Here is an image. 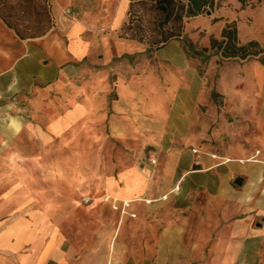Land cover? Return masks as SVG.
Returning a JSON list of instances; mask_svg holds the SVG:
<instances>
[{"label": "rangeland", "instance_id": "1", "mask_svg": "<svg viewBox=\"0 0 264 264\" xmlns=\"http://www.w3.org/2000/svg\"><path fill=\"white\" fill-rule=\"evenodd\" d=\"M162 1L131 0L124 23L106 32V48L0 101V194H11L9 216H26L46 236L55 232L74 262L98 260L112 242L128 241L136 215L158 225L146 235L157 242L183 217L193 228L211 211L221 226L248 213L234 196L242 185L241 193L222 196L220 174L195 170L204 167L203 156L246 159L259 147L264 52L224 57L215 43L235 24L240 44L257 40L264 49V0H215L201 14L171 20ZM47 2L0 0V10L23 33L38 34L48 26ZM185 2L170 3L178 10ZM122 39L138 46L120 52ZM153 97L160 109L151 106ZM134 166L148 175L144 197L160 201L106 200L108 179L123 184L121 174ZM187 238L193 242L194 234ZM210 251L193 253L190 264H210Z\"/></svg>", "mask_w": 264, "mask_h": 264}, {"label": "crops", "instance_id": "2", "mask_svg": "<svg viewBox=\"0 0 264 264\" xmlns=\"http://www.w3.org/2000/svg\"><path fill=\"white\" fill-rule=\"evenodd\" d=\"M47 3L50 28L38 36H20L0 14V101L11 90L30 88L38 80H51L65 64L81 61L91 56L92 51L106 48L111 35L106 32L124 23L131 0H48ZM136 46L135 41L122 39L118 48L127 52ZM45 58L52 60L44 64ZM256 122L258 132L254 140L259 147L252 157L245 159L251 161L230 158L236 161L217 162L203 156L204 167L197 165L195 170L212 169L210 174H220L222 196L240 192L236 187L242 185L243 192L234 196L248 213L236 222L221 226L218 213L211 211L208 221L192 228L187 217H183L184 222L169 224L154 242L146 235L155 233L158 225L136 215L132 225L135 235L131 234L128 241L112 242L109 253L98 260L74 262L55 232L46 236L43 227L26 216L19 213L9 216L11 194L3 193L0 194V264H190L193 253L201 258L207 249L211 250L210 264H264V107ZM254 217L261 218L262 224L251 225ZM190 233L194 234L193 242L187 238ZM137 235L142 239L139 243L134 241ZM153 250H157L156 255L149 252Z\"/></svg>", "mask_w": 264, "mask_h": 264}, {"label": "trees", "instance_id": "3", "mask_svg": "<svg viewBox=\"0 0 264 264\" xmlns=\"http://www.w3.org/2000/svg\"><path fill=\"white\" fill-rule=\"evenodd\" d=\"M161 1L162 0H159V2ZM164 2L166 3L159 4L161 6L160 9L165 10L167 12V20L173 19L174 16H178L179 19H182L184 16H196L204 12L207 8H213L215 6V0H186V2L182 3V5L177 10L175 8V5L170 3L174 2V0H164ZM46 13L47 14L45 15L47 22H50L49 8L47 9ZM0 14L6 20L8 25L13 27L17 31V33L22 37L42 35L50 28L49 24L46 30L41 32L42 34L31 33L27 35L21 31L18 24L12 21L8 12L1 11ZM222 37L223 38L221 40L216 41L215 44L224 57L247 58L251 55H256L258 53L264 52V49L260 46L257 40H251L247 43L240 44L238 40V29L235 24L227 25L222 31Z\"/></svg>", "mask_w": 264, "mask_h": 264}, {"label": "bare ground", "instance_id": "4", "mask_svg": "<svg viewBox=\"0 0 264 264\" xmlns=\"http://www.w3.org/2000/svg\"><path fill=\"white\" fill-rule=\"evenodd\" d=\"M261 69L264 71L263 68ZM260 80H261V76H260ZM159 100L160 99L158 97H153V99L150 100L151 106L158 107V109H160L161 103L159 102ZM12 126L14 128V132H19L21 129L20 122L17 121L15 118L12 119ZM211 157L218 158V155L214 154ZM226 161H236V160L228 158L226 159ZM240 161L246 162L251 160L240 159ZM121 178L123 180V184L118 183L116 180L112 178L108 179L107 188L109 189V193L106 197V200L112 199L115 202L121 201L126 206H131L132 203L140 202V201H146L147 203L160 201V199H147L144 197L143 191L148 179V175L145 172H143L138 166H134L131 169H128L125 172H123L121 174ZM179 190H180V185L176 186L171 191V193H178ZM168 198L169 195H166L161 199L164 201Z\"/></svg>", "mask_w": 264, "mask_h": 264}]
</instances>
